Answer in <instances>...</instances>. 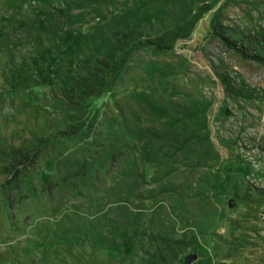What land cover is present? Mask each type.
I'll return each instance as SVG.
<instances>
[{"label": "rangeland", "instance_id": "1", "mask_svg": "<svg viewBox=\"0 0 264 264\" xmlns=\"http://www.w3.org/2000/svg\"><path fill=\"white\" fill-rule=\"evenodd\" d=\"M215 9L264 44V0H0V264H264V60Z\"/></svg>", "mask_w": 264, "mask_h": 264}, {"label": "trees", "instance_id": "2", "mask_svg": "<svg viewBox=\"0 0 264 264\" xmlns=\"http://www.w3.org/2000/svg\"><path fill=\"white\" fill-rule=\"evenodd\" d=\"M198 9H201L202 6L198 5ZM204 9V8H202ZM205 12H209V10H205ZM217 10H214V13L211 14L210 20L211 23H215L213 25L215 31L214 33H219L220 36L225 40L226 44L230 46L231 48L238 51L241 55L245 56L246 58H251L253 60L259 59L264 60V44H263V38H261V41H258L256 36L255 38H252L253 36H248L244 34V36L238 32V29L236 28V23H228L224 24L220 22V15L224 13L223 9L220 11V14L216 13ZM219 16V17H218ZM178 27V25H175ZM170 32H166L162 36H154L148 38L146 42H143L142 40H138L137 35H133L130 32L124 33V37L120 36L118 39H122L121 37L125 38V43L120 40V51H123L122 53L126 51H131L135 45L139 44H150L153 45L155 49L158 50H165V49H171L174 47V37L173 34L174 29H170ZM250 35V34H249ZM240 36V37H239ZM264 36V32H262V37ZM169 47V48H167ZM254 47L255 52H250V50ZM126 61V59H125ZM119 63L123 64V58L122 56L112 58L109 55L104 56L101 60L99 59L97 61V64L93 67V70L91 71V76L94 78V86L99 90L100 92L104 91L105 94H112L113 88L111 87V83L109 82V79L107 78V75L110 74L112 77H117L118 75L122 74L123 71L120 70L121 67L119 66ZM124 69V64H123ZM99 85V86H98ZM63 134L70 133L69 130L63 131Z\"/></svg>", "mask_w": 264, "mask_h": 264}, {"label": "water", "instance_id": "3", "mask_svg": "<svg viewBox=\"0 0 264 264\" xmlns=\"http://www.w3.org/2000/svg\"><path fill=\"white\" fill-rule=\"evenodd\" d=\"M195 254H190V255H188L187 257H186V260L188 261V262H191L194 258H195Z\"/></svg>", "mask_w": 264, "mask_h": 264}]
</instances>
